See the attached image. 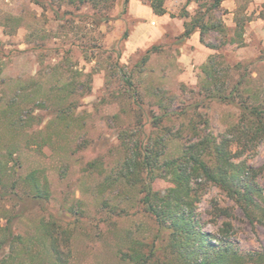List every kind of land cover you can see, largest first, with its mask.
Here are the masks:
<instances>
[{"label":"rangeland","instance_id":"obj_1","mask_svg":"<svg viewBox=\"0 0 264 264\" xmlns=\"http://www.w3.org/2000/svg\"><path fill=\"white\" fill-rule=\"evenodd\" d=\"M197 4L165 0L166 13L157 16L146 0H112L109 10L0 0V152L12 151L16 175L35 170L49 189L48 200L32 205L15 232L36 235L37 221L53 215L71 230L63 248L70 264H131L120 253L131 241L148 252L157 226L140 202L139 185L148 179L130 185L118 176L123 143H147L140 130H150L152 117L164 111L153 128L165 134L161 159L202 137L220 138L238 122L237 107L205 97L207 64L223 94L239 80L236 102L264 114V0H223L207 13L206 22L220 20L225 28L204 33L214 48L199 41L198 30L181 38ZM240 159L260 169L255 180L264 189V136ZM155 172L151 188L163 191L169 181ZM202 189L195 207L201 230L218 237L228 222L234 248L263 254L264 220L248 219L215 185ZM9 205L0 200V207ZM216 206L229 215H218ZM246 263L264 264L255 257Z\"/></svg>","mask_w":264,"mask_h":264},{"label":"trees","instance_id":"obj_2","mask_svg":"<svg viewBox=\"0 0 264 264\" xmlns=\"http://www.w3.org/2000/svg\"><path fill=\"white\" fill-rule=\"evenodd\" d=\"M62 1L76 7H97L100 4H103L104 10L112 7V0ZM146 1L154 15L166 13L165 0ZM186 1L199 3L189 21L184 22L181 38H187L198 30L199 41L214 48L205 42L204 33L209 30L224 31L225 28L220 20L206 22L204 18L207 13L216 10L223 0ZM201 9H204L203 12H200ZM234 21V33L241 36L242 21L236 17ZM207 65L202 69L207 75L202 90L205 97L222 98L237 107L240 111L238 122L228 126L220 138L213 135L202 137L186 144L178 156L161 159L165 134H157L153 128L158 127L161 117L168 114L164 111L161 117H152L154 122H151L150 130H140L146 136L144 139L147 143L143 138L135 139L131 147L123 143L125 153L119 162L118 176L130 185L148 179L146 184L139 185V192L143 193L140 202L157 226L156 242H151L148 252L139 250L135 247L136 241H131L128 250L120 253L131 264H150L154 257L152 264H247L254 257L264 262V253H243L234 248L229 241L228 222L224 223L226 227L219 229L221 236L216 237L201 230L195 213L203 185L210 183L238 205L248 219L264 220V189L255 180L260 169L252 168L244 159H240L245 152H254L264 136L263 111L244 100L236 102L234 93L238 92L239 80L223 94L215 74ZM160 131L164 129L160 127ZM15 168L16 158L12 151L5 154L0 152V200L10 201L8 207H0V220H4L3 224L0 223V264H70L69 254L63 248L68 247L71 230L53 215L37 221L36 235L25 236L14 231L16 221L21 220L32 205H42L49 198L47 183L35 170L16 175ZM157 170L161 177L169 181V186L163 191L153 190L150 185ZM216 210L218 215H229L226 208L216 206ZM158 251L162 252L164 258L161 262L156 254Z\"/></svg>","mask_w":264,"mask_h":264},{"label":"crops","instance_id":"obj_3","mask_svg":"<svg viewBox=\"0 0 264 264\" xmlns=\"http://www.w3.org/2000/svg\"><path fill=\"white\" fill-rule=\"evenodd\" d=\"M159 16H163V15H159Z\"/></svg>","mask_w":264,"mask_h":264}]
</instances>
